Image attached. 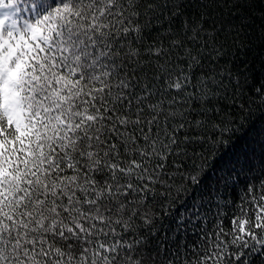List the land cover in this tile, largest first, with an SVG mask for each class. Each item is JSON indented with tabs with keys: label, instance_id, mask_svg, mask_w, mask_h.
<instances>
[{
	"label": "snow or ice",
	"instance_id": "snow-or-ice-1",
	"mask_svg": "<svg viewBox=\"0 0 264 264\" xmlns=\"http://www.w3.org/2000/svg\"><path fill=\"white\" fill-rule=\"evenodd\" d=\"M0 264H264V0H0Z\"/></svg>",
	"mask_w": 264,
	"mask_h": 264
}]
</instances>
